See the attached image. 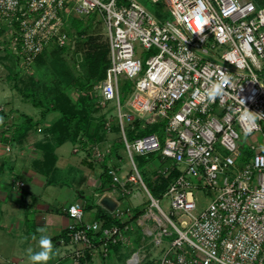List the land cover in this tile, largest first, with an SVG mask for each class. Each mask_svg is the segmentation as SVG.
Wrapping results in <instances>:
<instances>
[{
  "label": "built area",
  "instance_id": "obj_1",
  "mask_svg": "<svg viewBox=\"0 0 264 264\" xmlns=\"http://www.w3.org/2000/svg\"><path fill=\"white\" fill-rule=\"evenodd\" d=\"M164 2L171 18L161 20L137 0H0V28L6 26L2 32L9 33L6 44L0 38V52L6 46L26 66L50 40L59 45L71 41L66 29L70 14L101 18L109 63L98 84V100L113 101L133 168L121 173L117 162L108 164L109 190L131 194L128 185L136 182L145 189L149 206L134 221L142 227L143 240L150 236L154 245L167 243L155 264H264V0H204L209 19L204 40L193 34L195 0ZM136 42L155 51L142 61ZM222 71L231 75V83L210 100L206 91ZM127 79L128 110L123 111L120 94ZM239 99L257 115L256 127L247 135H259L248 145L241 135ZM135 115L143 127L163 122V136L150 131L129 140L124 122ZM133 152L171 160L159 163L157 173L167 177L177 171L163 194L169 196L171 212L187 218L176 223L161 207ZM198 190L211 194L201 209ZM62 209L69 221L58 240L72 247V264H83L85 254L106 257L113 245L128 240L129 205L117 201L108 208L105 212L119 220L111 223L85 220L78 200ZM144 255L138 247L126 261L140 264Z\"/></svg>",
  "mask_w": 264,
  "mask_h": 264
},
{
  "label": "rangeland",
  "instance_id": "obj_2",
  "mask_svg": "<svg viewBox=\"0 0 264 264\" xmlns=\"http://www.w3.org/2000/svg\"><path fill=\"white\" fill-rule=\"evenodd\" d=\"M140 2L145 8H147L149 11H151L155 16H157L161 20H165L168 18H171L170 12L168 8L166 7V4L164 0H160L158 2H154L152 0H137ZM74 16L71 14L68 16L69 21L73 19ZM77 19H81L83 21V25L87 24L89 25L88 29L83 33L82 35H75L72 33L71 41L67 44V49L63 50L59 53L61 62H64L70 71L71 77H75L77 81L82 80H90V87L89 88H78L77 86L66 88L64 89V92H67L68 95H70L73 98H77L78 96H81L83 94L87 95L91 100L92 104L94 105V115L96 118V122L101 119L103 124L99 129V137L96 141L93 143L83 136V134L79 133L76 137V141H78V146L82 147L86 153H94L95 156H91L95 162H98L99 168L101 170L105 169V166L103 163L106 164V169L108 164H114L117 162L120 165V172L125 173L133 172L132 164L130 161V157L125 149V146L123 144L122 140V134L120 131V126L117 118V109L113 104V101L101 103L98 100L99 96V87L98 84L100 82V79L98 76L94 77L93 75L89 74V68H90V57L91 55L99 50H103L105 47L108 46V40L107 36L105 34L106 27L103 22V20L99 17H97L94 13L88 14V15H82L80 17H77ZM73 21V20H72ZM6 26H4V29ZM1 29V28H0ZM74 26L71 25L72 32L74 31ZM9 32V31H8ZM9 33H5L0 31V38L2 37L4 39V44H6V39L8 38ZM74 35V36H73ZM6 47V46H5ZM135 47L139 54H141V59L144 61V58L148 56L151 52H154L155 49H145L139 42L135 43ZM6 49L3 48V50L0 52L2 55ZM55 55V54H54ZM56 56V55H55ZM59 58V59H60ZM50 61L45 60L44 63L36 62L35 60L33 63H30L24 67L23 70L19 71V74L21 77L24 78L22 80L23 85L25 84V80H32L37 83V86L33 87V91L41 92V94L46 97V99L52 97L55 92L58 91L57 84L61 81L60 78L57 77L55 71L50 72L49 68L46 67V64ZM1 68H0V108L2 110L6 111V106L13 105L14 107H18L30 115H32L34 118L37 117L38 112L40 111L37 106H34L31 104V102L24 100L21 97V93L18 92L16 89V85L22 86L21 81H19L18 78L14 77L12 73L14 71H9L7 65H9L10 61L8 59L0 60ZM12 65L13 62H12ZM144 66V64H143ZM15 67V66H14ZM12 66V68H14ZM17 74V73H16ZM58 79V80H57ZM29 81V82H30ZM16 84V85H15ZM131 80L127 79L123 83L120 94V101L122 103L121 109L123 111L128 110V105L126 103L127 95L130 89ZM5 108V109H4ZM8 122L11 119V114L8 115ZM133 125V126H132ZM40 130H42L41 126ZM125 130L128 134H132L133 136L147 133L150 131H155L161 137L163 136V122H157L152 124H146L144 127L141 126V123L137 120V115H135V119L132 121L125 120L124 122ZM37 130L38 127H37ZM242 137L245 139L246 144L248 145L251 141L250 139L255 138L258 136V133H252L250 135H244L241 134ZM129 140L131 137H128ZM259 139V138H258ZM250 140V141H249ZM115 147V148H114ZM5 150V151H4ZM3 153L0 155V158L2 160V165L0 166V264H30V261L28 259V254H24V251H27V249L31 248V244L29 242H26L27 238L22 233L26 232L27 229L23 231L20 230L16 232L15 228H11L9 223H6V218L9 216L8 211L6 213V146L2 145L0 147V152ZM88 151V152H87ZM133 160L137 166V169L147 186V188L150 190H153V187L156 189V192L153 193L156 197L159 198V204L161 207L167 212V214L176 222L179 223L181 219L187 218L185 215H178L174 214L171 209L170 203H169V196L164 195L163 191H158L157 187L159 184V178L161 177L157 173L158 164H166L170 163V159H166L165 161H161L158 156L156 155H141L137 152H133ZM103 161V163H102ZM115 163V164H117ZM100 170V171H101ZM55 179L59 176L58 179L67 181V183H70L69 181L74 176L75 172L74 169H60L59 172L55 171ZM60 173V174H59ZM56 174H59L58 176ZM101 182V181H100ZM51 184H54L51 183ZM59 185V184H58ZM55 190L56 187L54 186H48L45 188L42 193L46 196L47 189ZM128 188L132 191V193H124L123 195L120 194V199L122 200L123 205H129L132 212L133 210L141 209L146 210L149 206V201L147 197V193L140 182L131 183L128 185ZM102 194V195H101ZM108 194L111 196V194L105 190L104 192L100 193L98 192V196ZM198 209H201L207 205V203L211 200V194L205 190H198ZM73 197H77L78 195H75ZM92 193L90 191L84 192L83 196L79 199H76L83 203L85 206V201H91ZM13 204V202H11ZM56 203V202H55ZM67 205V204H66ZM90 210L95 209V205L90 204ZM55 207L57 208V214H58V221L60 220L61 214L58 212L59 205L55 204ZM24 208H26V205H24ZM88 209V210H89ZM137 209V210H138ZM154 211H157L155 207H152ZM90 212H88L87 215V209H84V217L89 216ZM64 216L66 217L67 214L64 213ZM24 217V216H23ZM68 217V216H67ZM85 219V218H84ZM129 223L132 226V229H129V232H126V235L128 237V240L121 244L119 253H124L122 255V260L118 262V264H125L124 257L131 253L132 251H135L138 247L143 249L144 257L140 264H155V261L159 255H161L164 250L167 247V243L163 242L160 245H154L153 243H150L148 240L150 236H146L145 240L142 238V227L140 225H137L134 223L133 218H129ZM67 223H65L66 226ZM8 225V226H7ZM25 225V224H24ZM23 225V226H24ZM64 226V227H65ZM12 229V230H11ZM34 229H38L35 227ZM170 229V228H169ZM29 233L31 234L32 228H29ZM21 231H23L21 233ZM37 233V231L35 230ZM19 233L21 236H19ZM54 236L51 237L53 248H54V256L47 262V264H69V261H65L66 259L70 258L72 255V247L69 245L61 244L59 242V237L61 233L55 232L53 234ZM172 236H169L171 238ZM17 240V241H16ZM33 246V244H32ZM36 251H39L38 244L33 246ZM56 247L58 248L59 256L62 260L57 261L58 254L56 251ZM132 250V251H131ZM128 252V253H127ZM142 252V251H141ZM112 252L106 257L103 258H94L91 259L92 264H110L111 263V255ZM23 255L25 258L21 262V256ZM11 257H19L18 259L10 260ZM115 264V263H114Z\"/></svg>",
  "mask_w": 264,
  "mask_h": 264
},
{
  "label": "crops",
  "instance_id": "obj_3",
  "mask_svg": "<svg viewBox=\"0 0 264 264\" xmlns=\"http://www.w3.org/2000/svg\"><path fill=\"white\" fill-rule=\"evenodd\" d=\"M10 108H16L20 112L27 113L11 104L8 107L6 106V111ZM38 108L41 110L40 107ZM10 114H14V112ZM10 114L8 113V115ZM8 115L7 119L9 117ZM59 116L60 113L58 111H49L44 115L43 120L37 124L36 128H31L27 131L22 141L6 142V144L8 143L10 145V149H6L5 193L6 213L8 211L9 215L6 218V223H9L11 228H15L16 232L22 229L23 231L27 229L25 233L23 231H21V233L23 232L22 234L26 236V242L31 244V248L34 252L35 249L33 246L38 244V238L40 235L37 229L34 228H45L46 234L50 236V238L54 236L53 234L55 232L60 234L64 229L65 223L69 221V217L64 216L65 212L62 209L63 206L73 200L79 199L83 196L84 192L90 191V193H92L91 201H85V204H100L103 211H108V208L100 203V196L102 194L98 196V192L102 193L105 190H108L116 202L120 201L122 204L118 191L110 192L109 190L111 180V178L109 179L110 175L104 174L105 172L103 173L104 169L101 170L98 166L99 164H97L98 162H95L91 157L95 155L92 152L89 154L86 153L82 147L78 146V141L76 140L66 139L61 143H54L53 140H51L53 145L51 148V157L54 159V164L49 169L48 167H44V162L49 163L51 161L50 156L46 153L47 151L45 152L46 144H44V142L47 138L51 137V135L46 133V127ZM39 117L40 111L34 119ZM12 120L13 117L11 115L9 122ZM39 126L42 127V130H37V127ZM2 145L5 148L4 143L0 141V147ZM2 153L3 151L0 152V155ZM46 157L48 158L46 159ZM1 165L2 160L0 158V166ZM66 168L74 169L75 172L74 176L69 181L70 183H67V181L64 180L61 182V180L58 179L60 173L56 174L58 177L55 179L54 172H59L60 169ZM101 179H105L104 189L102 190L99 189ZM20 181L22 184H19ZM53 182L54 184H51ZM48 186H54L56 189L51 190L48 188L46 190L47 195L45 196L42 191ZM75 195H78V198L73 197ZM11 202H13V204ZM55 204H58L60 209L58 211L61 214L59 221ZM24 205H26V208H24ZM88 212H90V214L89 216L84 217L85 220L97 219L96 206L93 210L87 209V215ZM30 227L33 230L31 231V234L29 233ZM34 235L37 237L36 240L32 239ZM19 236H21L20 233ZM118 245V249L114 247L111 250L112 258L110 264H118V262L122 260V255L124 253H119L121 251L119 250L121 244ZM57 250L58 248L56 247V251ZM24 254H28L27 251H24ZM57 254V261L59 262V260L62 259L60 258L58 251ZM129 254L124 257L123 261L125 264H128L126 258ZM19 257L22 259L21 262L25 258L23 255ZM19 257H11L10 260L18 259ZM89 257L91 256L89 255L87 257V255H84L83 264H92L91 259L97 257L100 259L102 258L97 255H93L91 258ZM65 261H69V264H72L71 258H68Z\"/></svg>",
  "mask_w": 264,
  "mask_h": 264
},
{
  "label": "trees",
  "instance_id": "obj_4",
  "mask_svg": "<svg viewBox=\"0 0 264 264\" xmlns=\"http://www.w3.org/2000/svg\"><path fill=\"white\" fill-rule=\"evenodd\" d=\"M69 20L70 19H68V25L66 26V29L71 36L72 33H74L75 35H82L89 27V25L87 24L83 25V21L81 19H77V17H73V21ZM71 25L75 28L73 32L71 30ZM0 31L2 32L3 28H1ZM67 48V44L59 45L55 42V40L52 39L48 42L43 51L36 55V57L34 58L36 62L40 63H44L45 60L50 61L46 64V67L49 68L50 72L55 71L57 77L61 79V81L57 84L58 91L55 92L54 95L48 99H46V97H44L41 92L33 91V87L37 86V83H35V81L25 80V84L23 85L22 80H24V78L20 76L19 71L23 70L25 66L21 63V56L13 53L7 47H4V49L6 50L2 55H0L1 61L5 58L10 61L9 65H7L8 72L14 71L12 75H14V77L18 78L19 81H21L22 86H17L15 84L16 89L18 90V92L21 93V97L24 100L31 102L32 105L41 108L40 117L37 119H34V117L29 115L28 113L18 111V109L16 108H10L8 111L0 109V141L4 143L5 146L10 142L22 141L27 131L31 128H36L37 124L43 120L44 115L46 113H48L49 111H58L60 113V116L54 121H52L49 126L46 127V133L51 135V137L47 138L44 142V144H46L45 152L47 151L46 153L50 156L51 161L49 163L44 162L43 165L44 167H48V169L54 164V159L53 157H51V148L53 146L51 140H53L54 143H61L66 139L76 140L78 134L81 133L93 143L98 139L99 129L103 124L101 119L96 122V118L94 115L95 108L92 102L90 101L91 99L87 95L83 94L81 96H78L77 98H73L68 95L67 92H64V89L70 88V86H77L78 88L87 89L91 85L90 80L85 79L82 81H77L75 77L69 76L70 71H68L69 69L67 68L66 64L60 61L61 58L59 55L60 52ZM90 59L91 60L89 62V74L93 75L94 77L98 76L102 79L105 75V69L109 63L108 46L105 47L103 50L101 49L99 51L94 52L91 55ZM33 61L31 63H33ZM12 62L14 65H12ZM12 66L15 67L12 68ZM12 112H14V114H11L13 120L11 122H8V120H6L7 115L8 113L10 114ZM126 135L127 137H134L131 133L128 134L127 132ZM6 142L8 143L6 144ZM48 157H46V159ZM103 164L105 166L103 173L105 172L104 174L108 175L106 171V164ZM176 173L177 171L173 170L172 173H170V175L167 177H163L162 175L158 174L161 177L159 178L157 190L163 191L167 185V182ZM110 178L111 177H109V179ZM104 180L105 179H101L99 187L100 190L104 189ZM150 192L153 194L156 192V189L153 187V190H151L150 188ZM95 206L97 219L103 220L104 223L119 221L116 217L103 211L100 204H95ZM90 207L91 206L88 203L85 204L84 209H89ZM137 209L133 210L134 212L131 216V218H133V221L135 217L142 211L141 209ZM65 233L66 230L63 229L61 235H65ZM114 247L118 249L119 245H113L112 248ZM85 255H87V257L89 256L88 254Z\"/></svg>",
  "mask_w": 264,
  "mask_h": 264
},
{
  "label": "clouds",
  "instance_id": "obj_5",
  "mask_svg": "<svg viewBox=\"0 0 264 264\" xmlns=\"http://www.w3.org/2000/svg\"><path fill=\"white\" fill-rule=\"evenodd\" d=\"M196 8L194 9V13L191 15V18L194 22V29L193 34H200L201 39H205L206 36H203V29L208 24L209 19L204 14L206 5L204 0H195ZM191 27V26H190ZM186 41L187 38H184ZM238 67L240 65H237ZM155 79V77H153ZM231 83V75L222 71L218 79L211 83L210 87L206 91V95L210 100H215L217 97L222 96L224 94V89L226 86L230 85ZM239 104L242 106L241 110L239 111V120L243 125V132L245 135L251 133L253 129L256 127V113L248 110L245 107V100L239 99ZM70 212L73 216L77 215V209L72 207ZM37 231L40 233L38 238V247L39 251L34 252L32 248L27 249L28 259L30 264H47V262L54 256V248L53 243L50 238L46 234L45 228H39ZM33 240H36L37 237L34 235L32 237Z\"/></svg>",
  "mask_w": 264,
  "mask_h": 264
},
{
  "label": "water",
  "instance_id": "obj_6",
  "mask_svg": "<svg viewBox=\"0 0 264 264\" xmlns=\"http://www.w3.org/2000/svg\"><path fill=\"white\" fill-rule=\"evenodd\" d=\"M100 203L109 209H113L116 205V200L112 196L105 194L100 198Z\"/></svg>",
  "mask_w": 264,
  "mask_h": 264
},
{
  "label": "bare ground",
  "instance_id": "obj_7",
  "mask_svg": "<svg viewBox=\"0 0 264 264\" xmlns=\"http://www.w3.org/2000/svg\"><path fill=\"white\" fill-rule=\"evenodd\" d=\"M102 196H100V198H101Z\"/></svg>",
  "mask_w": 264,
  "mask_h": 264
}]
</instances>
